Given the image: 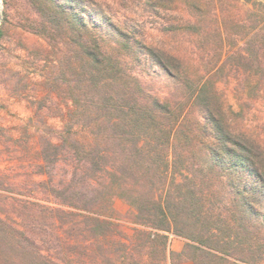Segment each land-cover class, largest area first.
<instances>
[{
	"label": "trees",
	"instance_id": "16d2710c",
	"mask_svg": "<svg viewBox=\"0 0 264 264\" xmlns=\"http://www.w3.org/2000/svg\"><path fill=\"white\" fill-rule=\"evenodd\" d=\"M27 1L52 63L44 83L69 104L65 135L45 160L70 159L95 189L91 197L85 186L72 195L126 199L149 218L152 228L138 230V246L161 253L159 264H167L170 232L186 239L171 255L194 264H263L264 126L252 114L264 100V35L222 39L216 27L221 39H204L208 0L191 1L195 18L166 21L162 31L172 39L158 41L125 33L102 11V23L86 20L85 4L100 7L97 0ZM137 2L156 14L165 6ZM158 78L166 89L150 84ZM231 80L236 105L221 88ZM23 208L0 214V264H64L50 253L44 220L66 211L36 201ZM74 216L107 262L136 264V243L109 238L114 221Z\"/></svg>",
	"mask_w": 264,
	"mask_h": 264
},
{
	"label": "rangeland",
	"instance_id": "374dc122",
	"mask_svg": "<svg viewBox=\"0 0 264 264\" xmlns=\"http://www.w3.org/2000/svg\"><path fill=\"white\" fill-rule=\"evenodd\" d=\"M191 1L162 0L165 6L156 14L137 0H97L100 7L85 4V19L102 23L104 19L97 15L102 11V15L129 35L136 32L140 39L154 41L172 39L162 27L169 20L195 18ZM208 2V12L204 15L208 28L204 39H221L216 27H220L222 39H254L258 33L259 37L264 35V0ZM35 11L27 0H0V31L3 30L0 38V214H22L27 211L23 208L26 201L65 210L62 213L56 209L44 220L49 225L51 255L64 264H110L102 257L98 241L90 239L82 224L71 222L76 213L99 215L116 223V230L109 237L111 240L131 243V248L136 243L131 249L134 263L159 264L161 253L138 246V230L152 228L148 217L140 216L133 205L119 196L112 202L102 198L80 200L72 195L71 189L79 193L78 190L85 186L89 197L95 189L79 172L74 173L73 162L66 159L55 164L45 160L51 153V143L65 135L69 104L44 83L52 63L46 59L49 49L45 38L33 32L28 20L36 17ZM174 39L179 36L174 35ZM164 80L158 78L150 84L156 90H163L167 88ZM233 85L232 80L221 82L224 94L236 105ZM253 111L252 118L264 126V100L257 101ZM168 235L167 264H194L190 259L171 255V252L179 253L184 249L186 239L173 232Z\"/></svg>",
	"mask_w": 264,
	"mask_h": 264
}]
</instances>
